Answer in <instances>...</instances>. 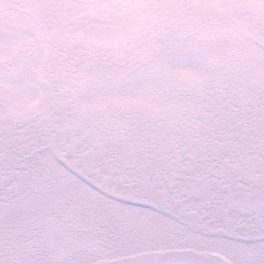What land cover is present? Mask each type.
Listing matches in <instances>:
<instances>
[{"label": "snow or ice", "instance_id": "snow-or-ice-1", "mask_svg": "<svg viewBox=\"0 0 264 264\" xmlns=\"http://www.w3.org/2000/svg\"><path fill=\"white\" fill-rule=\"evenodd\" d=\"M0 264H264V0H0Z\"/></svg>", "mask_w": 264, "mask_h": 264}]
</instances>
